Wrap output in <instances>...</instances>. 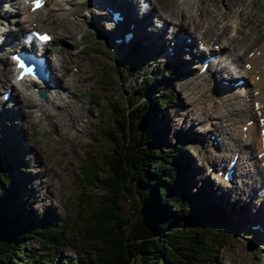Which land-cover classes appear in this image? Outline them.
I'll use <instances>...</instances> for the list:
<instances>
[{"label": "rangeland", "instance_id": "obj_1", "mask_svg": "<svg viewBox=\"0 0 264 264\" xmlns=\"http://www.w3.org/2000/svg\"><path fill=\"white\" fill-rule=\"evenodd\" d=\"M70 1L47 0L45 7L49 12L45 17L43 12H40V17L44 19L38 28H43L54 34V39L49 44L48 55L56 53L59 56L61 52L62 55L65 53V70L69 72L71 68L70 74L73 75L72 72L78 68L76 75L81 79L75 81L73 75L72 80H74L70 81L71 76H68L67 79V76L60 75L59 80L61 83H65L67 94L63 89H60V92H64V94L60 99H54V101L51 93L48 92L45 99L30 96L31 89L28 85L17 86L22 94L13 91V97L10 93L9 99L3 101L2 93L7 88L0 85V114L8 113L6 114L7 119H0V125L2 130L5 127L9 128L14 137L13 141L18 142L12 143L11 148L14 152L12 150V152L10 150L2 152L7 154L11 152L13 155L9 157L11 160L16 156L20 158L19 164L10 165L13 169L15 167L26 169L24 173L14 171V175L11 177L13 181L10 179L6 182L7 185H11V188L14 187L18 190V196L10 203V207H19L21 212H24L25 209L31 210L34 214L45 211L52 212L61 224H65L69 228L75 226L74 220L77 218L76 208L79 198L93 196L95 192L100 191L99 187H87V176L93 175L94 168L100 166V156L108 151L106 132L110 129L112 117L110 114L112 105L109 103L123 102L124 97L140 82L144 74L148 73L149 75L162 71L174 80L168 79L171 83L166 88L169 90L171 100L165 105L157 103L158 111L153 124L158 127L161 133V139L158 141L159 147L162 150L165 149L170 158L176 155H183L186 158L187 170L186 173H182V176L187 178L186 188L194 194L193 198L204 201L205 207H209L210 215L207 222L211 225L221 224L226 230L228 229L230 234L228 241L219 248L216 260L211 264H264V202L260 205L261 211H258L260 215L257 217L263 228V233H259L258 230L251 231V222L256 223L251 221L255 220L254 216H256L257 203H255L254 197L251 198L252 201L237 199V197L243 198L242 194H235L233 187L225 185L223 173L213 174L206 164L207 155H211L212 158L214 156L211 152V144L216 143L217 146L223 142L222 134L219 135L214 129L222 127L220 124L213 125L212 123L220 122L218 112L220 110L224 112V103L228 101V96L218 95L215 92L213 101L208 103L204 100L201 93H204L205 88L210 84L203 83L208 82L210 77L209 80H206V75H199L203 76L206 81L196 78L200 62L196 67H191L189 72L184 70L186 67L187 69L190 67L191 62L187 59H192V57L184 58L183 56V59L166 65L161 60L150 58L149 49L152 48L144 44L147 51L144 48L133 47L127 54H120L112 50L106 39L105 35L108 36V33L104 31V26L97 27L105 36L102 41L98 40L91 32L92 26L96 24L92 22L89 14L95 5L87 1L88 6H86L85 2L80 3L82 0ZM154 2L160 14L168 13V19H172L173 22H183L184 34L172 35L170 31L165 32L179 38L182 44H184L183 38L189 39L198 35L202 39L209 36L216 43L226 42L227 44L229 37L235 36V38L241 39L237 44H234L237 46L234 50L241 53L243 49L248 51L257 44L261 45L262 41L264 42V37H262L264 36V0H154ZM115 3L122 4V1L115 0ZM3 8L4 6H0L1 13L4 12ZM110 8L115 11L113 7ZM58 10L65 11L63 14H59L55 12ZM198 11L201 16L196 15ZM229 15L231 21H228L226 33L222 35V31L217 27L220 24L214 23H217L215 22L217 19L222 20ZM104 16L107 21H110L108 12H104ZM100 17L103 18L101 15ZM0 21V32L6 31L9 27L14 28L12 31L16 32L14 23H11L14 21L13 19L5 20L3 17L0 18ZM67 23L72 26H67ZM154 23H156L155 20ZM127 25L128 23L123 21L122 27H127ZM249 27L253 31L250 39L246 37L249 34ZM136 32L138 33V31ZM162 35L163 33H161L162 39L166 40V36ZM134 36L138 37L135 33ZM195 37H193L194 40ZM160 46H162L161 54L165 57L163 58L165 61L174 59L176 53L192 56L190 53L181 51L182 46L175 48L172 45L173 55L169 57V54H165L167 51L162 50L165 49V45ZM7 47L0 46V80H3L4 77L11 79L8 73ZM65 51L68 53L66 54ZM196 51L198 50L196 49ZM206 53H210V51ZM199 55L200 52L196 53L197 57ZM243 58L244 56L240 57L237 62L239 61L238 63L241 64ZM217 64L219 65L216 68ZM223 64H226V61L213 65L209 63V68L218 69L220 72L218 81L223 80L221 79L222 74H228L233 70L234 65L229 71L222 70L220 67ZM121 68L135 72L131 71L130 75L122 77ZM233 71L237 72V70ZM199 73L204 74L201 71ZM191 79H196L199 82ZM214 81L216 83L214 87L219 86L215 79ZM226 85L225 87H227ZM68 88L71 89L68 90ZM215 89L217 88H214V91ZM242 90L240 87H235L231 90L233 94L230 95L238 94L236 99L242 100L246 93L245 89ZM69 91L72 92L73 98L68 96ZM194 92L196 94H193ZM151 94L154 92L152 91ZM61 99L66 100L68 107L59 109L53 107L52 103L59 105L62 102ZM32 100L36 104L41 103V109L46 108L44 111H47L49 115L43 113L44 111L42 113L50 119L49 125L46 120L42 119L39 109L33 106L35 103ZM24 101H29V105L26 106ZM197 117L199 119H196ZM2 130L0 138L5 136ZM177 140L179 144L182 142L184 144L180 145V149H173L172 146ZM183 147L187 149L182 150ZM1 150L3 149L0 148ZM234 172L236 174V168ZM92 181L96 185L98 184L96 180ZM239 184L237 178L232 179L231 185ZM85 189L88 192L85 193ZM234 198L236 202L233 200ZM243 201L248 203L244 205L250 211L246 215L247 217L243 214L244 219H241L239 213ZM120 204L124 214L128 215L130 205L122 195ZM219 209L220 212L224 209L226 213L225 223L221 221ZM25 244L26 248L39 251L36 242L29 239L25 241ZM78 250L79 247L73 240L66 239L61 249H52L47 256L48 263L56 261L58 256L76 257Z\"/></svg>", "mask_w": 264, "mask_h": 264}, {"label": "trees", "instance_id": "obj_2", "mask_svg": "<svg viewBox=\"0 0 264 264\" xmlns=\"http://www.w3.org/2000/svg\"><path fill=\"white\" fill-rule=\"evenodd\" d=\"M131 71L121 68L120 74L126 77ZM168 79L162 71L146 73L123 102L109 103L108 151L100 156L93 175L87 176V187L100 191L79 198L75 226L61 224L52 212L34 214L10 207L18 190L6 182L14 171L26 169H13L10 165L19 164L20 158L12 161V149L3 146L11 152H0V264H49L47 256L52 249H61L66 239L77 244L78 255L58 256L50 264H211L216 260L229 232L219 223L207 222L209 207L186 188L187 178L182 176L186 158L171 159L159 147L161 133L153 121L157 103L171 100ZM182 143L177 140L172 148L180 149ZM121 195L130 205L128 215L120 204ZM29 239L39 251L26 248Z\"/></svg>", "mask_w": 264, "mask_h": 264}, {"label": "bare ground", "instance_id": "obj_3", "mask_svg": "<svg viewBox=\"0 0 264 264\" xmlns=\"http://www.w3.org/2000/svg\"><path fill=\"white\" fill-rule=\"evenodd\" d=\"M66 1L68 2L70 0H66ZM87 1L90 4L95 5V6H93V8H98V10H100V14L96 15V17H100V15L103 17L104 16L103 7L105 5H109L111 3V0H87ZM125 1H128V2L135 4V2L133 0H125ZM148 1L152 4V10L146 14H143L140 17H137V15L135 13L134 5H131L129 9L123 8V6L121 8H119L123 12L126 19L133 24V29L135 31H138L137 35L138 36L141 35L140 38L143 39V44L145 46L156 47L157 49L162 48V46H160V45H166L168 43H169V45H173V47H175V48H176V46H178V48H180V46H182L180 49L181 51L186 52V53H190L192 55V56H190V55H186L184 53L183 56L185 58L197 57L196 53L198 54V52H200V54H201V53H205L207 51H210V53H207V54H210V55L211 54H218L219 55L218 57L220 59L218 60L217 59L218 57H217L215 59L214 63L215 62L221 63V62L226 61V64H223L220 67L222 70H224V71L228 70L229 71V69L233 65L234 66L232 69L237 70V72L231 70L228 74H226V73L222 74L221 79H224V80L226 79L227 80L226 84H228V85L225 84L227 86V87H225V86L220 85L221 84L220 80L218 81V79H219L218 73H220L218 71V69L212 70V68L208 67L205 70V72L207 73L206 74V76H207L206 80H209V77H210V80L208 82L203 83V84L209 83L210 86H207V88H205L204 93L202 92L203 91V88H202L201 89L202 91L201 90L200 91L203 94L201 92L200 93H201V95H203L204 100L208 101V103L213 101V99H212L214 96L213 94L217 91H220V92L225 91V93H223L224 95H222V96H228V99H227L228 101H225V103H224V112L221 110L218 112V117H220V122L212 123L213 125L214 124H220V126L222 127V128H214V129L219 133V135L222 134L223 142L219 145L217 144V146L215 144L214 151L211 150L212 154L215 157L213 156V158H212L211 155H207L206 159L208 161L211 160L210 161L211 163H216V162H219L221 160L226 161V160H228V158L230 159L233 154H237L238 159H237V162L235 165H236V170L238 172L237 175H239L238 178L241 179L242 183H241V187L232 186L233 192L235 194L242 193L241 189L243 188V190L247 191V194H248V195L244 196L243 199L248 201L249 199H246V197L250 195L251 191H253V188L260 181V178L258 177V175L260 173V166L264 161V154L261 155L260 158H257L258 153L264 152V146L260 145V136H259V129L264 128V118H263V123L261 125L257 124L258 117H260V116L264 117V48H261V47L259 48L258 45L252 47L251 49H249L252 51V54L249 56L246 55V53L248 52L246 49H243V51L241 53H237L234 50V48H236L237 46H235L234 44L235 43L237 44L241 38H239V37L235 38V36L233 38L229 37L227 44H226V42L221 43V44H219L218 42L216 43V41H213V38H209V36H206L205 38L203 37V39H202V37H200L199 35L196 37L193 36V37H195V40L192 37V41L189 43H186L183 40L184 44H182L180 42L179 38H177L176 36H171L165 32L167 31V28L171 26L172 29L169 31L171 32L172 35H176V34H180V33L184 34L185 29H183L184 28L183 22L182 21L173 22L172 19L171 20L168 19V13L165 15H157L158 8L156 7L154 0H148ZM13 3H15V1ZM44 10H45V7H42V8H39V9L33 11V12H29L27 7H24L22 5H18L16 7V9H14V12H15L14 15L17 16L16 19H14V26L17 29V31L20 32V31H27L29 29L38 28V26L40 25V22L43 21V18L40 17V15H39L40 13L37 15L35 13L38 11H42L44 14L45 13ZM59 11H61V10H58L57 13L63 14V12H59ZM62 11H65V10H62ZM155 13L158 16L159 20L162 22L161 27L158 29H155L152 26V16L155 15ZM196 15L201 16L199 11L197 12ZM1 16L6 18V17H9L10 14L8 15L7 11L5 13L0 12V17ZM230 17L231 16L229 15L225 19H222V20L217 19L215 21L217 23H214V24H220V25H217V27L222 31L221 32L222 35H224L226 33L225 31L228 28V25H229L228 21L230 20ZM34 22H35V24H33ZM68 23H67V26H70V25H68ZM145 24H147V29L143 30V27ZM109 27H111V26H109ZM12 29L13 28H9L8 32L4 35V38H6L9 42H11L15 39V37H13V33H11ZM38 29H40V31L45 30L43 28H38ZM161 33H163L162 36H164V37L166 36V40L162 39ZM252 33H253V31L249 27V34H247L246 37L249 38L250 36L253 35ZM197 40L201 41V43L203 44L202 49L201 50L197 49L198 51H196V45H195V42ZM184 46H188L189 49L184 50L183 49ZM227 46H229V48H227ZM194 47H195V50H194ZM194 51H195V55H194ZM256 51H259V53L257 54ZM192 52H193V54H192ZM67 53L68 52H66V54ZM165 54L167 55L169 53L167 52ZM243 56H244V58H243L244 61L240 65L238 63L239 61L237 62V60ZM58 59L59 60L57 62L56 61L52 62V65H50V68H49L47 80H49L51 85H48L45 81H43L42 85H41V86H43V88H46L48 90L53 91V92L49 91L52 95V99H60L61 98V96L59 94L60 89H63L65 91V93L67 94L66 85H64V84L62 85V83L59 81V79L53 73V70L55 68L58 71L59 77H60V75L61 76H71L69 78V80L73 81L74 79L72 80V78L74 75L75 81H76V79H81L80 76L76 75L77 72L75 74L73 72V75H71L70 71L67 72L65 70V61H66L65 53H64V55H60V57ZM245 62L249 64V66H250L249 68H246L243 66V64ZM211 64L213 65V63H211ZM255 75H258V80L254 79ZM196 78H200L202 80H205V78H203V76H198ZM236 78H243V81L245 83H247L246 84L247 86L244 88L246 90L245 97L242 100L236 99L238 94L230 95L232 92L229 93V91L233 87L238 86V85L234 86V85L230 84L231 81L235 80ZM214 79L219 83V86L214 87V85L216 84ZM191 80H196V79H191ZM8 81H9V79L5 78L4 80H2V83L6 84ZM189 81L187 82L188 85H189ZM196 81H198V80H196ZM16 85H23V84L21 83V81H17L16 79H14L12 81V83L9 85L10 89L12 90V93H13V91L17 92ZM81 85L82 84L80 83V86ZM214 88H217L218 90L215 89L216 91H214ZM220 89H222V91ZM68 90H70V89L68 88ZM18 94H19V92H18ZM193 94H196V92H194ZM68 96L73 98V94L71 91H69ZM61 101L62 102L59 105H56V103H52L53 107L58 108V109L68 107V103L66 102V100L61 99ZM253 102H256L258 105V108H256V110L253 109ZM23 103H25L26 106L29 105V101H26V102L24 101ZM258 111H260V115L257 116ZM43 113H46L47 115H49V113L47 111L46 112L44 111ZM235 117H236V119H235ZM196 119H199V117H197ZM248 119H252L253 121L251 124H249L246 127L245 131H242L241 126L245 125V122ZM207 151H209V150H207ZM225 155L227 156L226 158H225ZM250 178H252V181H249ZM230 184H231V182L225 183L226 186H228ZM225 192H227V191H225ZM256 198L258 200V204H257V208L255 210V212H256L255 214L260 215V213H258V211L259 212L261 211V209H260L261 203H259V202H262V200H261L262 197H261V195L256 194ZM237 199H241V198L237 197ZM233 200L236 202L235 198ZM221 204L223 205V202H221ZM244 204L246 205L248 203L243 201V204H241V212L239 213V217L241 219H244L243 214L245 215V217H247L246 215H248V212L250 211L249 209H247V206H245ZM237 206L238 205L236 204V207ZM261 233H263V230Z\"/></svg>", "mask_w": 264, "mask_h": 264}, {"label": "snow or ice", "instance_id": "obj_4", "mask_svg": "<svg viewBox=\"0 0 264 264\" xmlns=\"http://www.w3.org/2000/svg\"><path fill=\"white\" fill-rule=\"evenodd\" d=\"M40 6H41V0H35L34 10H35V8H39ZM40 39L41 40H46V39H48V37L47 36H42V37H40Z\"/></svg>", "mask_w": 264, "mask_h": 264}, {"label": "water", "instance_id": "obj_5", "mask_svg": "<svg viewBox=\"0 0 264 264\" xmlns=\"http://www.w3.org/2000/svg\"><path fill=\"white\" fill-rule=\"evenodd\" d=\"M40 94H41V96H44V93L43 92H41Z\"/></svg>", "mask_w": 264, "mask_h": 264}]
</instances>
